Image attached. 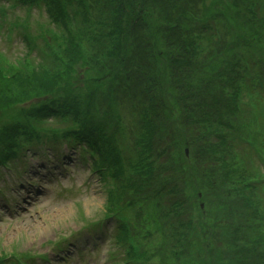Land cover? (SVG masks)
Masks as SVG:
<instances>
[{
    "label": "trees",
    "instance_id": "16d2710c",
    "mask_svg": "<svg viewBox=\"0 0 264 264\" xmlns=\"http://www.w3.org/2000/svg\"><path fill=\"white\" fill-rule=\"evenodd\" d=\"M18 1L30 7L44 3L58 31L51 33L52 46L40 63L0 69V167L41 146L83 143L87 153L98 157L96 169L109 170L110 164L117 170L116 175L109 172L114 182L109 214L123 206L122 195L140 225L153 220L158 230H165L170 227L165 221L176 215L171 233L178 236L170 258L187 257L189 246L182 239L194 237L201 226L192 220L188 188L203 193L215 233L229 239L216 254L227 247L229 264H264V236H255L256 221H264V196H257L264 193V120L252 113L254 90L264 87V14L256 11L264 0H234L241 4L235 16L223 18L208 13L203 18L205 0ZM138 14L143 22L133 25ZM227 21L236 37L224 26ZM56 68L67 70L54 76L46 72ZM78 68L81 77L76 76ZM30 69L36 70L28 74ZM206 75L211 78L208 86ZM96 92L134 95L142 112L146 101L133 140L138 162L154 157L152 165L135 169L139 164L125 162L113 150L104 129L118 128L120 121L112 110L104 119L89 112ZM51 98L60 99L41 103ZM79 98L87 102V110L80 109ZM48 116L77 125L46 127ZM180 142L194 149L191 167L177 151ZM220 152L225 158L218 161L214 154ZM217 162V170L210 168ZM129 169L131 181L122 176ZM132 192L139 198H128ZM209 199L213 203H206ZM121 230L120 242L129 243L127 221ZM130 246L134 255L136 248ZM145 247L135 264L146 260ZM162 253L168 255V248Z\"/></svg>",
    "mask_w": 264,
    "mask_h": 264
},
{
    "label": "rangeland",
    "instance_id": "374dc122",
    "mask_svg": "<svg viewBox=\"0 0 264 264\" xmlns=\"http://www.w3.org/2000/svg\"><path fill=\"white\" fill-rule=\"evenodd\" d=\"M11 5V2H5V6L8 8H4L6 17L0 14V55L16 64L17 61L24 58L29 50L27 43L19 34L20 30L14 27L16 22L21 20L23 26L28 28L31 36L34 40H37L39 45H41L40 30L48 28V22L45 16L36 9L28 11L22 7L12 8ZM204 6H206V12L203 13V18L206 17V13H208V16L213 15L217 18H223L225 16L231 17L230 14L235 16V7H239L241 4H237V1L234 0H205ZM220 6L225 10H220ZM26 19H29L30 26L26 24ZM142 22L139 14L131 20L133 25ZM223 24L234 37L237 36L234 25L231 26L228 21L223 22ZM229 41L226 43L230 44ZM217 58H214L209 64ZM73 64L71 67H73ZM33 70L36 69H30L27 71L28 74ZM65 70L67 68H56L53 70L48 69L46 72L50 76H54ZM77 70L79 72L76 71V76L81 77L79 74H82L83 70L81 68ZM203 74L205 73L198 75L196 80L201 78ZM27 78L36 79L32 75L27 76ZM210 80V76L206 75L204 85ZM30 92L35 93L36 90H30ZM226 93L229 94V92ZM179 146L182 148L177 150L179 155L186 156L183 150L187 149L189 151V156L186 157L187 161L184 164L191 167L192 163L194 164L192 158L194 156H191L190 150L193 155L194 149L186 148L189 146H185L184 142H180ZM63 151L68 154L65 147H63ZM69 153L71 154L70 157L73 158L71 163L64 158L57 159L51 155L52 163H47L43 159L41 162L36 160L33 163L30 159L29 164L20 167L19 171L27 170L30 172L29 174H23L24 178H27L25 191L20 189L22 184L16 185L9 194L10 200L7 204L0 206V258L11 257L7 260L12 262L15 260L16 254L32 261V263L35 262V264H110L108 259L118 258L116 256L124 257V246L120 243L116 244L115 241H109L108 244L100 241L98 250L94 244L91 248L86 246L74 248L63 246L69 239L72 243L75 241L81 243V241H78L77 236L84 233L86 227H90V223L96 224L104 219V213L108 212L110 208V198L106 196L99 174L94 173L91 167L76 164L78 156L73 151ZM214 156L218 161L225 158V154L221 152L214 154ZM153 162L154 157L144 158L142 163L139 162V165H135V169L141 165H152ZM218 167V162L210 165L212 169L217 170ZM11 168L16 170L14 165ZM6 176L5 172L0 174V186L7 180ZM122 176L125 178L130 177L129 181H131L134 175L130 173L129 169ZM35 185L37 187L32 189ZM29 194L32 196L30 197ZM198 194L196 191L186 189V195L190 197L189 205L192 220L197 224H201L196 229L194 237H191L188 241L182 239L184 244L189 246L190 253L187 257L178 261L173 257L170 258L171 254L175 252L172 241L176 240L178 236L174 231L171 233V229L176 223V215H173L171 217L172 225H170V221H165L170 226L165 230H162V228L161 231L158 230V224L153 225L152 231L145 228L143 224L139 226L137 234H140L142 240H144L142 245L146 246V253H143V256L147 258L139 261L138 264H229L226 261L231 255V251L228 252L227 247L221 250L220 255L216 254L222 244H226L229 239L223 234L215 233V224L209 219L211 209L209 207L201 209L202 199L198 198ZM24 195L25 200L23 199ZM119 196L124 201L123 206L129 204L127 203V197ZM139 196L132 192L128 198L138 199ZM257 196H264V193L260 192ZM156 202L157 200H154L153 203ZM206 203H213V201L209 199ZM138 206L142 207V204ZM205 206L210 205L205 204ZM135 221L137 223L136 218ZM165 222L161 220V224ZM256 223L258 228L255 236H264V221H256ZM106 230H110L109 227H106ZM100 234L97 236L100 237ZM203 243L208 245L203 246ZM166 248H168V255L162 253ZM204 249L208 252L207 254L201 253ZM80 251L87 255L86 259L78 256ZM117 261L118 264L123 263V259H117Z\"/></svg>",
    "mask_w": 264,
    "mask_h": 264
}]
</instances>
